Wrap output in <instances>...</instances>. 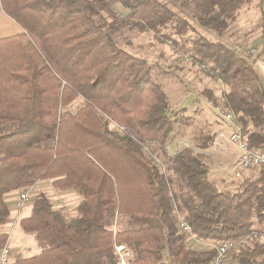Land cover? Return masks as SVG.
I'll list each match as a JSON object with an SVG mask.
<instances>
[{"label":"trees","instance_id":"obj_1","mask_svg":"<svg viewBox=\"0 0 264 264\" xmlns=\"http://www.w3.org/2000/svg\"><path fill=\"white\" fill-rule=\"evenodd\" d=\"M118 1L140 32L171 39L192 51L193 63L207 65L205 74L227 89L218 96L205 88L203 94L231 108L249 146L264 147V85L253 64L222 38L186 37L191 22L168 2ZM247 3L208 0L210 10L199 23L220 37ZM0 4L23 27L0 36V228L11 221L6 194L38 180L49 178L82 195L68 219L40 193L19 222L35 233L41 251L16 255L9 264H116L117 243L130 249L132 264H207L216 250L189 246L190 236L222 240L264 229V164L230 189L209 179L205 154L192 147L168 154L179 120L169 114L163 86L151 79V63L112 36L121 17L110 1ZM78 97L84 105L67 110ZM111 120L127 132L113 130ZM215 136L200 137L198 147H210ZM147 141L163 149L165 168L175 178L147 154ZM177 210L192 234L179 231ZM119 215L126 225L113 232ZM8 237L0 231V250ZM233 257L237 264H264V240L240 245Z\"/></svg>","mask_w":264,"mask_h":264},{"label":"rangeland","instance_id":"obj_2","mask_svg":"<svg viewBox=\"0 0 264 264\" xmlns=\"http://www.w3.org/2000/svg\"><path fill=\"white\" fill-rule=\"evenodd\" d=\"M108 1H110L112 8L118 12L121 17L119 26L116 29L111 30L112 36L118 41L120 47L127 52L132 55L134 54L137 57L147 59L151 63V79L157 81L163 86L168 95L169 114L172 118L179 120L178 126L173 130L169 137L166 146L167 151L171 154H175L185 148L186 144L184 145L182 143L180 146L178 145L180 142L179 140L186 142L191 147L199 149L200 147H198V144L200 142V137H203L204 135L208 136L210 134L215 136V134L219 132L218 127L219 124H221V121L217 119L218 117L214 113L212 107L209 106V100L203 94V90L212 85V89L214 88L213 90H215L219 96L224 90V86L222 83H218V80L207 76L204 69L198 64L193 63L192 58L185 56V50L178 48L171 39L161 38V35L154 31L140 32L137 27L134 26V20L129 17V11L123 7L120 1ZM162 1L168 2L175 9V12L191 22L194 30H189L186 37H191L197 32L214 38L218 37L212 29L203 27L199 23L198 18L207 15L210 10L207 6L208 0ZM239 23L240 20L238 19L237 24ZM229 24H231V21L228 23V26ZM246 26L248 25H244V27ZM3 28V21L0 18L1 33ZM221 36H223V38L227 37V29ZM173 39H177L180 42V38L176 34L173 35ZM84 103L85 100L82 97H78L65 108L70 111H77L84 105ZM145 151L157 164H159L161 169L165 172V175L172 177L175 176L171 171H168L165 168L164 152L157 143L151 142L145 144ZM205 160L209 167V173L207 174L212 182L222 188L230 186V189H234L238 186V180L242 177L233 181H230L227 177L228 173L232 170V164L227 162V151L217 154L208 153L205 155ZM256 169L257 168H254L249 171L253 172ZM48 182V179H43L40 186L43 188L49 184ZM67 189L75 192L78 197L77 201L76 199H73L70 203V200L66 202L70 206L63 207L67 212V218L72 219V217L76 215V212L75 210L70 212L72 209L71 204H74L75 202L77 203L82 196L77 193L74 188ZM24 190L25 189L20 190V193ZM58 190H61V188ZM50 191L51 190H48L52 199L58 205L59 201ZM32 198L34 197L32 196ZM62 203L63 202H60V204ZM69 212L70 214H68ZM117 218L119 229H121L126 225L127 218L123 215H119ZM24 236L26 238L25 241H28L31 251L27 249L23 250V244H21V246H15V249H17L15 253L22 256L35 254L37 252L36 239L30 234H24ZM260 240H264V237L263 239L260 238ZM201 241L205 240H200L196 237L194 240V236H190L188 244L197 249H212V241L206 243ZM13 242L14 241H11L10 247H14L12 244ZM251 243L253 242L249 240V243L246 244ZM237 249L233 252L232 256H234ZM29 251L31 254H29Z\"/></svg>","mask_w":264,"mask_h":264},{"label":"crops","instance_id":"obj_3","mask_svg":"<svg viewBox=\"0 0 264 264\" xmlns=\"http://www.w3.org/2000/svg\"><path fill=\"white\" fill-rule=\"evenodd\" d=\"M0 18L2 19L3 26H4V28L2 29V33L0 29L1 37H7L10 35L12 36V35L23 32V27L13 18H9L7 13L2 8L1 4H0ZM238 19L240 20L239 24H237ZM244 25H248V26L244 27ZM218 38H222L229 46H231L233 49H235L239 53H242L243 49L248 48V47H252V46H256L259 48L262 47L264 44V0H248V3L239 9V12L236 15L235 20L231 21V24H229V26L227 27V37L223 38V36H220V37L218 36ZM247 60L253 64L257 74L259 75L258 77H260L264 85V55L260 54L258 57L252 56L250 59L247 58ZM218 83H222V82H219L218 80ZM222 85L224 86V89H227V87L223 83ZM210 87L209 89H212V85H210ZM213 91L217 93L215 90ZM217 119H219V117ZM219 121H221V124H222V125L219 124V127H218L219 131L227 130V132H229L232 129L231 125L228 122L226 123L225 121H222L221 119H219ZM168 154H171V153L168 152ZM239 155H240V150L233 144L232 145L230 144L229 148L227 149V162H229L233 166V164L238 159ZM249 170L245 171L242 176L244 177L249 176L252 173ZM42 180L43 179L38 180L33 186L30 187L31 188L30 194L35 199L40 193L45 192L52 199V196L48 192V190H51L50 192L59 201V204L57 205L55 201L52 199L53 203L55 204L57 208L62 209L64 213L66 214L67 212L65 211L63 207L70 206L68 205V203H66L69 200H70L69 203L73 199H76L77 201L78 197L75 194V192L70 191L67 188L58 190L59 188L55 187L53 185V180L49 178H48L49 184H47L45 187L42 188L40 186V183ZM227 188H230V186H227ZM19 194H20V190H15V191H12L6 194L5 196L6 201L11 211V214H10L11 221L3 225L0 228L1 232L8 233L9 235L8 244H9L10 253H11L10 262L14 260V257L16 255H20V254L15 253L17 250L15 249L16 245L21 246V244H23V248H22L23 250L27 249L31 251L28 241L27 242L25 241L26 238L24 234H30L32 237L35 238V235H34L35 233L31 234V233L25 232L21 228L20 222H19L22 218L29 216V214L31 213L33 202L25 206L22 210H16L15 201L18 199ZM81 199L82 197L80 198V200ZM60 202H63V203L60 204ZM78 202L71 204L72 209L70 212H72L73 210H75L76 212L75 205H77ZM70 212L68 214H70ZM112 229H113V232H117L119 230L118 218H116L115 223L112 226ZM194 240H195V236H194ZM11 241H14L12 243L14 247H10ZM209 241H212V240H205L201 242L206 243ZM36 245H37V252L35 254L41 251V248L38 246L37 240H36ZM29 254H31V252ZM30 256L32 255H26L23 257H30Z\"/></svg>","mask_w":264,"mask_h":264},{"label":"built area","instance_id":"obj_4","mask_svg":"<svg viewBox=\"0 0 264 264\" xmlns=\"http://www.w3.org/2000/svg\"><path fill=\"white\" fill-rule=\"evenodd\" d=\"M245 58L250 59L252 56L258 57L260 54L264 55V44L262 47H248L243 49L241 53ZM185 56L192 58V51L185 50ZM204 70H208V66L205 64L200 65ZM209 106L212 107L214 113L222 121L228 122L232 129L227 132V130L219 131L214 140L212 141L210 147L203 148H194L196 152L203 153L207 155L217 154L220 152H225L229 148L230 144L236 146L240 150V155L236 162L232 166V170L228 173L227 177L230 181L242 177L245 171L249 169L257 168L264 164V147H251L248 145L245 140V134L242 125L238 121L237 115L229 109L223 102H214L209 100ZM112 129L117 130L123 133L127 132L125 126L118 124L117 122L111 120ZM152 141H147L145 144L151 143ZM186 144L185 147L191 148L186 142L180 141L181 144ZM30 187L25 189L19 194L18 199L15 201L16 210H22L25 206L31 204L34 201L32 195L30 194ZM177 226L180 232L186 234H192L191 225L181 216L177 210ZM264 229L263 230H254L250 234L244 235L240 238H228V239H214L212 240V248L216 250L215 257L207 264H237L234 257L232 256L233 252L240 246L246 243H249V240L255 242L263 239ZM115 245V255H116V264H132L130 262L131 251L125 243H117ZM10 248L8 241L0 250V264H9L10 262Z\"/></svg>","mask_w":264,"mask_h":264}]
</instances>
